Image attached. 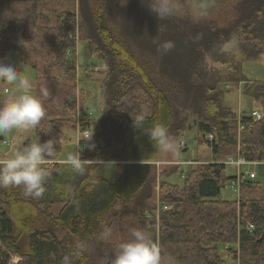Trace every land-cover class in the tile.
<instances>
[{
  "label": "trees",
  "instance_id": "16d2710c",
  "mask_svg": "<svg viewBox=\"0 0 264 264\" xmlns=\"http://www.w3.org/2000/svg\"><path fill=\"white\" fill-rule=\"evenodd\" d=\"M152 3L0 0V57L15 51L36 73L35 96L42 88L48 91L45 115L31 130L36 141L51 139L56 144L54 156L46 158L55 162L41 166L47 172L42 196H25L22 187L0 188V264H9L12 255L20 257L15 264H62L65 255L73 257V264H111L132 229L149 233L162 257H171L174 264H225L220 250L235 243L239 256L232 245L223 248L224 254L238 264H264V195L259 182L241 176L238 200L219 198L230 178L223 160L235 155L264 160V82L246 81L238 71L241 61L225 50L236 43L245 60L262 54L264 0H235L234 16L222 25L195 21L190 15L157 20L148 9ZM77 34L105 64L104 107L93 131V120L83 116L74 87ZM166 41L175 47L162 54L157 46ZM207 60L233 66L215 78ZM49 70L57 73L50 75ZM241 82L243 96L259 105V120L254 121L252 113L237 116L224 102L226 85ZM140 116L143 121L136 128L134 120ZM76 124L90 131L91 140L81 142V159L95 164H87L84 174L74 170L70 188L50 205L47 183L70 167L56 162L63 130H73ZM157 124L164 125L173 140L194 128L217 162L189 165L180 171L181 186L167 182L180 166L160 173L153 163L160 151L147 133ZM204 134L213 139H204ZM98 161H118L114 176ZM156 170L160 200L169 205L157 222L147 217L156 202ZM126 206L129 211L124 212ZM247 221L254 225L251 231ZM106 230L112 232L109 239L103 238Z\"/></svg>",
  "mask_w": 264,
  "mask_h": 264
},
{
  "label": "rangeland",
  "instance_id": "374dc122",
  "mask_svg": "<svg viewBox=\"0 0 264 264\" xmlns=\"http://www.w3.org/2000/svg\"><path fill=\"white\" fill-rule=\"evenodd\" d=\"M224 1L175 0L178 11L175 16L169 19L178 20L180 18L185 17L186 15L188 16L190 15L189 19H193L195 21L211 22V20H214V22H218L220 25H222L228 22L235 14L232 9L235 0L234 1L228 0V2L227 0L225 2ZM75 10H77V5H75ZM225 50H227L231 54H234L236 60L241 58V52L239 48H237L236 43H230L226 45ZM0 60H3L5 63L11 61L14 64L18 73L23 78H26L29 81L30 88L27 89L28 93L34 95L33 86H34V80L36 74L35 71L29 65L23 64L19 60L18 54L15 51L10 50L4 52V54L0 57ZM74 61L75 62L72 63V65L74 64L76 71V85L78 89L81 90V92L83 93L84 99L86 101L84 107L89 111V118L94 119L92 121L94 123V126L93 125L91 126V131H93L95 129L98 119L101 116L100 111L104 107L103 89L99 83L101 76L97 75L98 73L96 71H98L97 69H99L100 72H102V66H105V64L102 61V59L98 58V56L90 53L88 44L84 40H78L76 43ZM206 63L208 68L212 71L215 78L221 75L222 76L225 75V73L230 71L233 66L229 64L214 65L210 60H207ZM241 73L244 75L242 76L243 78H246V80L264 82V50L262 54H260L258 57L254 58L253 60L243 61L241 66ZM8 85L10 87V93L0 94L1 95L0 102H3L5 99H7L9 96H12L13 94H19V91L15 86L10 84ZM242 86H244V83H242ZM225 100L228 106L231 107V109H233L236 112H238L239 109L241 110V112H243L242 114L249 115L252 112L251 110L253 109V106H257V108H259V105L255 101H253L252 99L246 96L238 94V91L234 89V87L228 89L225 95ZM237 118H238V122H240L241 118L240 117ZM238 131L241 130L238 128ZM78 133L80 137V132L78 131ZM188 133L189 136L187 137V140L191 138L192 140L187 142V148L185 151L179 147L176 153L161 152L158 155V159L165 162L169 160L186 159V158H191L195 160L199 157H205L209 153L208 146L203 142V139L201 140V137H198L196 135V131L194 128L188 130ZM65 134L71 137L73 136L74 139V134L72 131H65ZM2 140L8 141L9 144L8 145L2 144L1 143ZM176 141H179V139H176ZM32 142H36V138L31 129L28 130L12 129L10 132L0 135V159H5L10 157L14 150ZM63 143L66 146V143L64 141ZM69 151L71 153L73 152V150L71 149ZM77 155L80 154L77 153ZM63 157H67V155L63 153ZM82 160H85L84 161L85 169L88 166L87 164L89 165L95 164L94 163L95 160H91V159H82ZM97 163H100L101 165L108 164L107 169H111V173L114 176L115 163H119V162L100 161ZM70 167L67 170L63 169L62 171H59L60 176L54 174V176L57 178L51 179L47 183L45 187V192L46 191L49 192V194L46 193L49 198V200L47 201L48 204L52 205L54 201L59 199L60 192L66 193L68 188H70L71 182L73 181V171H74V169ZM171 167L173 166L162 164L158 166V169L159 172L161 173L162 170H168ZM186 169L187 166L180 165L179 171L168 176L167 181L173 184L181 185L183 183V179L181 178L180 171H185ZM226 174L229 177L236 175L235 166H233V164L226 165ZM155 178H157V170L154 172V180H155L154 185L156 186L154 199H156V192H157V185ZM256 179L262 182V179L260 177H256ZM64 181H68V183H65ZM259 185L261 186L260 183ZM235 196H236V190L232 189L229 186V184L226 183L225 187L221 189V194L219 195V198L234 199ZM41 202L44 203V200L43 201L41 200ZM156 203L157 202H154L153 204L154 206H151L150 209L148 210L149 211L153 210V208L156 207ZM128 207L129 206L124 207V212L129 211ZM122 210L123 208H120V211ZM220 253L223 259L225 260V264H236L234 259L225 258V254L222 248L220 250ZM12 256L13 257L11 258L9 264H15L16 261L20 259V257H17L16 255H12ZM228 257L232 258V255H229Z\"/></svg>",
  "mask_w": 264,
  "mask_h": 264
},
{
  "label": "clouds",
  "instance_id": "9594fccd",
  "mask_svg": "<svg viewBox=\"0 0 264 264\" xmlns=\"http://www.w3.org/2000/svg\"><path fill=\"white\" fill-rule=\"evenodd\" d=\"M148 9L157 20L171 18L178 11L175 0H153ZM174 47V42L166 41L158 44L157 50L165 54ZM0 81L15 86L19 91V94H13L0 102V135L12 129L28 130L37 127L45 115L43 101L48 97V91L42 88L40 96L29 94L27 91L30 88L29 81L18 73L11 61L5 63L0 60ZM142 121V116L136 118L134 126L138 128ZM147 136L154 147L161 152L176 153L182 143L173 140L169 136L168 129L160 124L153 125ZM55 151L56 144L51 139L44 142L38 140L17 148L10 157L0 159V188L22 187L25 196L34 198L42 196L47 172L41 166L45 164L46 158L50 159L54 156ZM84 161L81 155L70 154L64 162L75 171L84 174ZM111 236L110 230L103 233L104 239H109ZM62 264H73V257L65 255ZM111 264H174V260L171 257H162L160 247L149 233L142 229H132L130 239L119 244Z\"/></svg>",
  "mask_w": 264,
  "mask_h": 264
},
{
  "label": "crops",
  "instance_id": "0c3cea01",
  "mask_svg": "<svg viewBox=\"0 0 264 264\" xmlns=\"http://www.w3.org/2000/svg\"><path fill=\"white\" fill-rule=\"evenodd\" d=\"M77 43V42H76ZM226 47V46H225ZM91 53V52H90ZM91 54H95L96 56L99 57L98 54L96 53H91ZM75 60V59H74ZM73 60L72 63H74L75 61ZM238 61H241L239 62L240 65H239V73L241 75H243L241 73V66H242V62L245 61V59L242 58H239L237 59ZM246 60H253V59H246ZM73 67H74V64H73ZM98 71H96L98 74L97 75H100L101 78L99 80V83H100V86L102 87V81L105 77V66H102V72H100L99 69H97ZM74 71H75V67H74ZM50 75H54L57 73V71H54V70H49L48 72ZM244 76V75H243ZM246 80V78H244ZM248 82H257V81H250V80H246ZM242 83L244 82H241L240 84H237V85H226V90H225V94H224V102L226 105H228L226 103V100H225V95H226V92L228 91V89L234 87V89H236L238 91V94L240 95H243L242 94ZM74 87H75V91H76V97H77V101H79V103L82 105L81 107H84L86 101L84 99V96H83V93L81 92V90L78 89L77 85H76V71H75V79H74ZM34 89H35V80H34V86H33V93H34ZM103 89V88H102ZM34 96H35V93H34ZM103 99H104V94H103ZM83 102V103H82ZM230 107V106H229ZM85 108V107H84ZM231 108V107H230ZM242 108V107H241ZM103 110V109H102ZM102 110L100 112H102ZM233 110V109H232ZM257 110V106H253V109L251 110L252 112ZM251 112V113H252ZM241 113V110L238 109V112H237V116H239V114ZM91 119V118H90ZM94 120V119H92ZM65 131H72L73 134H74V139H73V136H69L67 134H65ZM188 136H189V133L187 132ZM198 136V135H197ZM205 136V134L203 135V137ZM199 137V136H198ZM79 133L77 130H63V139L61 141V152L58 156V158L56 159V162L57 163H60V164H66L64 161L66 160L67 157H63V153H65L67 156L70 155V154H73V155H77V151H78V148H79V143H80V139H79ZM203 139V138H202ZM201 139V140H202ZM192 140V138L190 139ZM2 141H5V140H2ZM63 141L66 143V146L64 145ZM6 144L8 145V141H5ZM207 145V144H206ZM187 148V147H186ZM186 148H183V150L185 151ZM73 150V152L71 153L69 150ZM208 150H209V153L205 156V157H199L195 160L191 159V158H186V159H176V160H169V161H161L158 159V155L161 153V151L157 154L156 158H155V163H166V164H169V165H172V166H175V165H182V166H189V165H193V164H199V163H213V162H217L214 155L212 154L211 152V149L208 147ZM236 156V155H235ZM68 165V164H67ZM108 165V164H106ZM164 165V164H163ZM243 165V166H242ZM242 165H236V164H233V166H235V172H236V175L234 176H231L230 178L232 177H236V176H239L241 175L242 173H246V172H249L250 174L254 175H250L251 177H253L252 179L256 180L257 182H259L261 184V188L263 190V195H264V160H260V161H248L246 164H242ZM225 173H226V169H225ZM172 175V174H171ZM227 175V174H226ZM170 176V175H169ZM229 177V176H227ZM256 177H260L262 179V182L259 181L258 179H256ZM157 178L159 179L158 181H156V185H157V182H158V185L159 183L161 182L160 180V177L157 176ZM168 178V177H167ZM167 178H166V181H167ZM169 182V181H167ZM170 183V182H169ZM173 184V183H171ZM177 185V184H175ZM182 185V184H181ZM181 185H178V186H181ZM221 194V192H220ZM239 198V190L236 191V196L234 199H227V200H238ZM158 203V201L160 200V197H159V191H157V194H156V199H155ZM234 246L235 247V255H237V257L239 256V253H240V248H239V244L235 243V244H226V245H223L222 249H227L228 247L230 246ZM17 256V255H16ZM13 257V256H12ZM19 257V256H17ZM225 258L227 259H233V258H230L228 257V255L225 254ZM235 260V263L238 264V260L237 259H234Z\"/></svg>",
  "mask_w": 264,
  "mask_h": 264
},
{
  "label": "built area",
  "instance_id": "2783aa9c",
  "mask_svg": "<svg viewBox=\"0 0 264 264\" xmlns=\"http://www.w3.org/2000/svg\"><path fill=\"white\" fill-rule=\"evenodd\" d=\"M8 94L10 93V87L7 83H5L4 81H0V94ZM1 96V95H0ZM83 112V116H87L88 115V112L87 111H81ZM251 118L255 121V120H259L261 118V113L259 111H253L252 112V116ZM238 128L240 130H242L243 126L241 124L238 125ZM80 135H81V139L85 140V139H88L90 137V131L88 129H84V130H81L80 131ZM207 137V140L208 141H211L213 139V136L211 134H208L206 135ZM179 141H182V143L180 144V147L184 146L185 145V138H182L180 139ZM2 144H5L6 142L5 141H2L1 142ZM248 161H245L242 157L240 156H237L236 158H233V157H228L224 163H228V164H236V165H240V164H246ZM46 163H50V162H46ZM248 174H250L248 172ZM252 175V174H250ZM254 176V175H252ZM238 182H239V178H236V179H233V180H230L229 182V186L232 188V189H237L238 188ZM168 205L163 203L161 205H157L156 209H154L152 215L150 213L147 214V217L148 218H152V217H155L156 218V222L157 220L159 219V214H160V211L161 210H166L168 209ZM246 227L249 231H251L253 228H254V225L252 222H247L246 223Z\"/></svg>",
  "mask_w": 264,
  "mask_h": 264
},
{
  "label": "water",
  "instance_id": "95a60500",
  "mask_svg": "<svg viewBox=\"0 0 264 264\" xmlns=\"http://www.w3.org/2000/svg\"><path fill=\"white\" fill-rule=\"evenodd\" d=\"M189 141H190V139H189Z\"/></svg>",
  "mask_w": 264,
  "mask_h": 264
}]
</instances>
